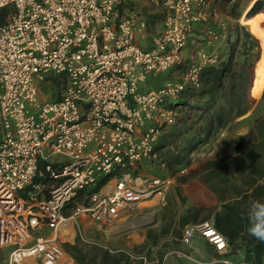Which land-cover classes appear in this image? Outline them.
<instances>
[{
  "label": "built area",
  "instance_id": "obj_1",
  "mask_svg": "<svg viewBox=\"0 0 264 264\" xmlns=\"http://www.w3.org/2000/svg\"><path fill=\"white\" fill-rule=\"evenodd\" d=\"M158 3L160 31L129 0H0L8 11L0 27V250H9L8 264H78L61 238L78 218L106 234L133 225L143 203L185 174L151 173L167 169L158 145L202 70L222 62L205 49L229 29L208 0ZM196 25L198 46L184 58ZM194 237L217 254L221 244L230 249L213 218L185 227L180 243Z\"/></svg>",
  "mask_w": 264,
  "mask_h": 264
},
{
  "label": "rangeland",
  "instance_id": "obj_2",
  "mask_svg": "<svg viewBox=\"0 0 264 264\" xmlns=\"http://www.w3.org/2000/svg\"><path fill=\"white\" fill-rule=\"evenodd\" d=\"M248 1L217 0L218 3L223 4L221 13L231 32L229 41L224 46L226 51L223 53L224 56H222L224 57V59L222 58L224 61L229 55H232L231 74L224 80L222 88L213 97L200 96L202 91L201 85L196 94L190 97L185 108L178 113L174 126L162 135L164 138L160 141L158 148L160 163L164 162L166 166L167 164L168 167L170 166L173 172L171 175H177L180 170L186 169L185 176L183 175V178H178L186 182L194 179L201 180L203 162L227 152L241 136L249 132L257 120L264 117V101H262L264 89V49L258 35L250 26L243 27L253 32V39L257 40L256 42L246 36L245 32L248 33L246 29L237 28L239 27L238 23L240 24V21L237 22V20ZM3 12H7V9L0 13ZM7 16L8 13L6 14L5 22ZM259 27L264 40V24H259ZM197 42L196 36L191 37L183 53L184 58L192 55V51L198 46ZM215 43H213L214 46L216 45ZM205 51L208 52L206 49ZM260 53L263 58L261 84L256 96L253 94L250 101L247 99L250 69L254 75L257 70ZM160 80L161 77L156 81L152 80L151 87L160 82ZM47 86L46 84L42 87L43 92L47 90ZM147 87H149L148 89L151 88L150 86ZM39 98L40 101H49L51 96L44 94V96H40ZM240 113H245V115L239 117ZM211 122L213 123V130L211 133H207ZM155 168L157 167L155 166ZM155 173H157L156 170ZM158 199L159 197H156L155 201ZM153 203H145L142 207H150ZM137 222L130 221L132 224ZM74 228V239L66 242L65 245L77 244L79 250L84 253L87 260H94L92 263H98L100 255L103 252H108L106 249L123 251L117 254L108 252L111 255H123V253L128 255V259L124 264L162 263L163 258H159L160 252L157 250V244L152 240V237L140 243L139 228L133 229L129 233H123V236L114 233L113 229L111 233L114 234L106 236L104 233L95 230L91 225L86 223L82 225L78 221L77 224L75 223ZM8 252L9 250H0V264H8ZM182 254L186 259H189V253L183 252Z\"/></svg>",
  "mask_w": 264,
  "mask_h": 264
},
{
  "label": "trees",
  "instance_id": "obj_3",
  "mask_svg": "<svg viewBox=\"0 0 264 264\" xmlns=\"http://www.w3.org/2000/svg\"><path fill=\"white\" fill-rule=\"evenodd\" d=\"M263 2L264 0H257L246 13V17L254 18L259 24H264ZM7 13L8 11L0 13V27L5 24ZM238 25L237 28L246 29L239 23ZM245 34L255 41L252 31L245 32ZM232 60V55H229L218 66H209L202 70L200 96L213 97L222 88L224 80L231 74ZM262 62L263 58L260 53L256 73L254 72L253 75L250 69V81L247 87V99L250 101L253 94L256 96L261 84ZM196 92H190L189 97L195 95ZM262 101H264V91ZM183 102L185 105L186 102ZM243 115L245 113H240L239 117ZM212 130L213 123L211 122L207 133H211ZM163 138L164 136L161 137V140ZM159 146L160 143L158 148ZM168 170L173 174L170 166ZM202 170L205 187L215 196L220 205L219 211L214 215L215 228L227 239L230 247L251 249L255 264H263L264 243L255 240L246 233L247 219L245 213L249 200L264 197V117L257 120L249 132L241 136L227 152L206 161ZM67 234L70 235L69 238L73 235L72 231L69 230L62 234L61 238L63 240L69 239L66 237ZM63 248L78 264H124L128 259V255L125 253L123 255H111L108 252H103L98 263H92L94 260H87L77 244L64 245Z\"/></svg>",
  "mask_w": 264,
  "mask_h": 264
},
{
  "label": "crops",
  "instance_id": "obj_4",
  "mask_svg": "<svg viewBox=\"0 0 264 264\" xmlns=\"http://www.w3.org/2000/svg\"><path fill=\"white\" fill-rule=\"evenodd\" d=\"M129 2L130 5L135 8H139L144 13L146 19L150 25L155 28V30L160 31L163 11L159 6V0H129ZM208 2L211 9H213V11L217 14L218 18L224 21L225 18L221 13L223 4L218 3L217 0H208ZM247 3L246 5H248ZM200 28V25L195 26L196 32L194 31L192 37L197 36L196 33L200 34ZM228 29L229 35H231L230 28ZM228 41L229 36L226 41L216 42V45H213L211 49H208V52L210 53L211 51H215L221 56V58L224 59V57H222L224 56L223 53L226 51L224 46L227 45L226 43ZM158 84L159 82L154 84L153 87L155 88ZM208 160L210 159L205 160L203 164ZM202 167L201 180L194 179L190 182H186L183 179H178L183 178V175L176 177L174 179V183L164 193L163 198L156 201L154 198L145 202H154L150 207H142V205L145 204L143 203L141 205V210L133 217L134 219L131 220L138 221L137 223L148 219H152L151 221L149 220L142 226L136 228L131 227L130 229H124L125 225L122 226L118 223L114 233L123 236V233H129L131 230L139 228L138 235L141 240L140 243L145 242L152 237V240H154L156 242L155 244H157V250L160 252L159 258H165L164 264H223L224 260H229L231 264H255L253 252L247 247H239L238 249L230 247V249L222 255L213 252L210 245H208L200 237H194L188 246H184L180 243L185 227L208 218L214 219V215L220 209L217 199L203 183L204 172ZM142 170L145 174H147L146 169ZM151 173L161 177L171 175L168 168L162 174L160 172L155 173V170ZM77 221L82 225L84 223L89 224L95 228V230L102 232L99 227L87 220L85 217L78 218L75 222L76 224ZM114 233L104 234L106 236H111V234ZM74 237L75 228L72 237L66 240L65 243L72 241ZM65 243L63 244V247ZM163 245L166 247L164 246V248H162ZM183 252L189 253L188 256L190 260L183 256ZM262 261L264 264V259Z\"/></svg>",
  "mask_w": 264,
  "mask_h": 264
},
{
  "label": "clouds",
  "instance_id": "obj_5",
  "mask_svg": "<svg viewBox=\"0 0 264 264\" xmlns=\"http://www.w3.org/2000/svg\"><path fill=\"white\" fill-rule=\"evenodd\" d=\"M245 215L247 219L246 233L255 240L264 243V197L249 200ZM226 247L227 245L220 246L222 255ZM223 264H231V262L224 260Z\"/></svg>",
  "mask_w": 264,
  "mask_h": 264
},
{
  "label": "bare ground",
  "instance_id": "obj_6",
  "mask_svg": "<svg viewBox=\"0 0 264 264\" xmlns=\"http://www.w3.org/2000/svg\"><path fill=\"white\" fill-rule=\"evenodd\" d=\"M256 1H257V0H251V1L249 2V4L245 7V10L243 11V13H242V15H241L239 21H240V24H241L242 26H250V27L254 30V32L258 35L259 41H260V43H261V45H262V47H263V49H264V40H263V38H262V34H261V30H260V27H259L258 22H257L254 18H248V17H246V13L252 8V6L254 5V3H255ZM263 65H264V64H263ZM263 91H264V89H263ZM153 214H154V213H153ZM153 216H154V215H153ZM149 220H150V219L145 220V221H143V222H139V223L133 224L132 226L127 225V226L124 227V229H129V228H131V227L136 228V227L142 226L143 224L147 223ZM150 221H151V220H150ZM128 226H129V227H128ZM69 230H70V229H69ZM69 230H64V231L61 233V235L67 233Z\"/></svg>",
  "mask_w": 264,
  "mask_h": 264
},
{
  "label": "snow or ice",
  "instance_id": "obj_7",
  "mask_svg": "<svg viewBox=\"0 0 264 264\" xmlns=\"http://www.w3.org/2000/svg\"><path fill=\"white\" fill-rule=\"evenodd\" d=\"M220 246L223 247V244H221Z\"/></svg>",
  "mask_w": 264,
  "mask_h": 264
}]
</instances>
